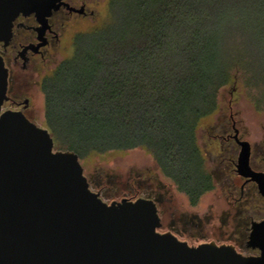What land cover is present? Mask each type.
Listing matches in <instances>:
<instances>
[{
	"label": "trees",
	"instance_id": "trees-1",
	"mask_svg": "<svg viewBox=\"0 0 264 264\" xmlns=\"http://www.w3.org/2000/svg\"><path fill=\"white\" fill-rule=\"evenodd\" d=\"M249 1L264 37V0ZM237 3L111 0V23L76 34L74 54L40 84L45 120L62 149L75 151L83 161L142 148L196 206L217 183V175L207 169L198 131L219 110V91L233 77L234 67L222 75L211 74L208 67L216 37L235 15ZM58 121L78 131V143L63 141ZM156 192L147 198L158 205L162 199ZM249 225V219L237 218L229 239L240 251L246 248Z\"/></svg>",
	"mask_w": 264,
	"mask_h": 264
},
{
	"label": "water",
	"instance_id": "water-1",
	"mask_svg": "<svg viewBox=\"0 0 264 264\" xmlns=\"http://www.w3.org/2000/svg\"><path fill=\"white\" fill-rule=\"evenodd\" d=\"M62 0H0V42L14 20L35 14L46 25ZM9 71L0 54V264H264V219L253 220L246 254L235 244H190L161 232L157 203L95 191L73 150L54 148L50 132L22 112L2 111ZM236 171L264 197V171L251 165L252 146L240 138Z\"/></svg>",
	"mask_w": 264,
	"mask_h": 264
},
{
	"label": "rangeland",
	"instance_id": "rangeland-1",
	"mask_svg": "<svg viewBox=\"0 0 264 264\" xmlns=\"http://www.w3.org/2000/svg\"><path fill=\"white\" fill-rule=\"evenodd\" d=\"M110 1H89L88 8L94 13L69 24L57 54L44 64L48 69L42 71L43 75L52 74L61 61L74 54L76 34L111 23ZM234 5L237 6L235 15L228 17L216 37L217 53L208 71L222 75L228 68L235 70L231 82L219 91V110L205 119L198 131L207 169L217 175L215 188L203 195L196 206L190 205L187 197L163 176L154 158L142 148L91 155L81 161L92 188L100 192L107 203L123 198H147L149 192L157 191L162 199L158 203L163 223L159 230L173 231L172 226L173 232L177 231L181 239L192 245L207 241L234 244L229 239L237 218L246 221L264 217V197L252 186L242 190L244 178L235 170L240 146L234 140L223 143L217 137L226 132L234 134V120L240 137L252 145V166L264 171V37L251 17L250 1L238 0ZM238 9L241 12H237ZM35 104V123L50 132L55 149L63 150L45 120L42 92L36 94ZM56 129L67 144L78 143V131L68 122L58 121ZM243 252L251 253L246 248Z\"/></svg>",
	"mask_w": 264,
	"mask_h": 264
},
{
	"label": "flooded vegetation",
	"instance_id": "flooded-vegetation-1",
	"mask_svg": "<svg viewBox=\"0 0 264 264\" xmlns=\"http://www.w3.org/2000/svg\"><path fill=\"white\" fill-rule=\"evenodd\" d=\"M89 1L91 0H62L60 7L53 10L48 17L46 25H43L35 14H20L14 20L11 39L7 44L3 41L0 42V54L3 56L9 71L8 99L4 101L2 111L22 112L29 120L35 122V96L41 92L40 87L38 88L37 86H40L46 76V73L43 75V72L48 69L44 67V64L48 63L57 54L59 45L67 34L69 24L74 19L86 18L94 13L88 8ZM234 123L235 121L233 120ZM217 137L223 143L233 140L236 142L233 134L228 132ZM241 177L244 178L242 190L247 186H254L258 191V186L254 181ZM262 219L264 218L260 220ZM253 220L256 219L250 220L249 233ZM246 248L249 249L247 241ZM249 251H251L250 254L259 253V250L249 249Z\"/></svg>",
	"mask_w": 264,
	"mask_h": 264
}]
</instances>
